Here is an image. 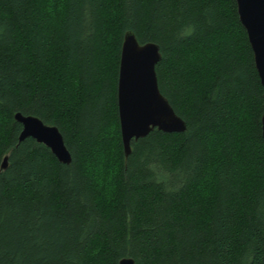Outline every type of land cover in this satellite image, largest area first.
Segmentation results:
<instances>
[{
	"label": "trees",
	"instance_id": "1",
	"mask_svg": "<svg viewBox=\"0 0 264 264\" xmlns=\"http://www.w3.org/2000/svg\"><path fill=\"white\" fill-rule=\"evenodd\" d=\"M128 30L159 45L187 128L126 157ZM18 111L56 125L71 163L19 142ZM263 112L236 0H0V264H264Z\"/></svg>",
	"mask_w": 264,
	"mask_h": 264
},
{
	"label": "water",
	"instance_id": "2",
	"mask_svg": "<svg viewBox=\"0 0 264 264\" xmlns=\"http://www.w3.org/2000/svg\"><path fill=\"white\" fill-rule=\"evenodd\" d=\"M239 19L245 27L254 53L255 66L264 86V0H236ZM162 58L155 42L140 43L135 33L124 34L118 74L117 101L121 137L125 156L132 151L131 142L157 129L163 132H184L185 120L179 116L158 85L156 65ZM22 124L18 141L28 137L45 144L62 163H71L72 156L64 136L56 125L45 123L40 117L16 112ZM264 137V112L261 117ZM8 167L4 156L1 170ZM119 264H135L132 257H123Z\"/></svg>",
	"mask_w": 264,
	"mask_h": 264
}]
</instances>
